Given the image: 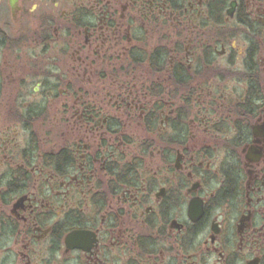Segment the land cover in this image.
I'll return each mask as SVG.
<instances>
[{"label":"flooded vegetation","instance_id":"obj_1","mask_svg":"<svg viewBox=\"0 0 264 264\" xmlns=\"http://www.w3.org/2000/svg\"><path fill=\"white\" fill-rule=\"evenodd\" d=\"M0 264H264V0H0Z\"/></svg>","mask_w":264,"mask_h":264}]
</instances>
